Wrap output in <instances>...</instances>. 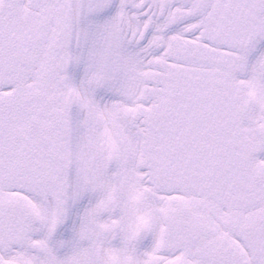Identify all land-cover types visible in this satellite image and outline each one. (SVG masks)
I'll return each instance as SVG.
<instances>
[{"label": "snow or ice", "instance_id": "1", "mask_svg": "<svg viewBox=\"0 0 264 264\" xmlns=\"http://www.w3.org/2000/svg\"><path fill=\"white\" fill-rule=\"evenodd\" d=\"M0 264H264V0H0Z\"/></svg>", "mask_w": 264, "mask_h": 264}]
</instances>
